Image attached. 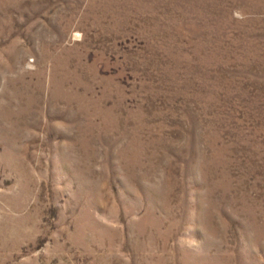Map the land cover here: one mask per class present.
<instances>
[{"label":"rangeland","instance_id":"rangeland-1","mask_svg":"<svg viewBox=\"0 0 264 264\" xmlns=\"http://www.w3.org/2000/svg\"><path fill=\"white\" fill-rule=\"evenodd\" d=\"M0 264H264V0H0Z\"/></svg>","mask_w":264,"mask_h":264}]
</instances>
